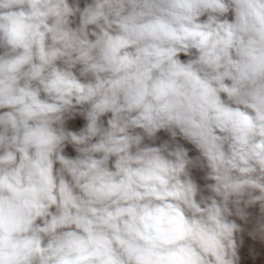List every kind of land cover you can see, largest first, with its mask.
<instances>
[{
    "label": "clouds",
    "instance_id": "clouds-1",
    "mask_svg": "<svg viewBox=\"0 0 264 264\" xmlns=\"http://www.w3.org/2000/svg\"><path fill=\"white\" fill-rule=\"evenodd\" d=\"M0 264H264V0H0Z\"/></svg>",
    "mask_w": 264,
    "mask_h": 264
},
{
    "label": "rangeland",
    "instance_id": "rangeland-1",
    "mask_svg": "<svg viewBox=\"0 0 264 264\" xmlns=\"http://www.w3.org/2000/svg\"><path fill=\"white\" fill-rule=\"evenodd\" d=\"M74 154V153H73Z\"/></svg>",
    "mask_w": 264,
    "mask_h": 264
}]
</instances>
